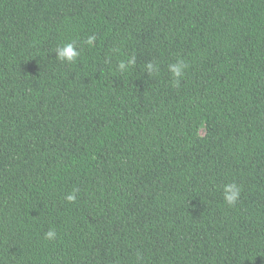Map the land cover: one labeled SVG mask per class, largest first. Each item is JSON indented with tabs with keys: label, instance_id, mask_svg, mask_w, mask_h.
<instances>
[{
	"label": "trees",
	"instance_id": "16d2710c",
	"mask_svg": "<svg viewBox=\"0 0 264 264\" xmlns=\"http://www.w3.org/2000/svg\"><path fill=\"white\" fill-rule=\"evenodd\" d=\"M0 264H264V0H0Z\"/></svg>",
	"mask_w": 264,
	"mask_h": 264
},
{
	"label": "clouds",
	"instance_id": "9594fccd",
	"mask_svg": "<svg viewBox=\"0 0 264 264\" xmlns=\"http://www.w3.org/2000/svg\"><path fill=\"white\" fill-rule=\"evenodd\" d=\"M96 39L97 37L95 35H92L88 37L85 43L89 47H94V42L96 41ZM56 57L62 62H67L69 64H72L79 59L80 52L77 50L74 42H69L56 49ZM135 63H136V59L134 56L126 62L120 61L118 64L119 71L125 72L128 70L130 66L135 65ZM146 67L149 74H157L159 72V66L155 63H148ZM186 68H187V64L183 60H178L176 63L169 65V72L173 76L174 87H179L180 79L184 76ZM78 191H79L78 189L74 190L71 194L67 195L66 199L69 202H75ZM240 194H241V189L235 183H228L223 186L224 200L229 206H234L237 203ZM56 236H57L56 231L54 229H50L46 233L45 238L48 240H55Z\"/></svg>",
	"mask_w": 264,
	"mask_h": 264
}]
</instances>
